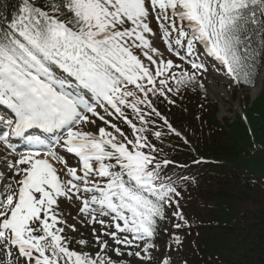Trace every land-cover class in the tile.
Wrapping results in <instances>:
<instances>
[{"label": "snow or ice", "instance_id": "snow-or-ice-1", "mask_svg": "<svg viewBox=\"0 0 264 264\" xmlns=\"http://www.w3.org/2000/svg\"><path fill=\"white\" fill-rule=\"evenodd\" d=\"M153 14L167 50L192 72L154 46L152 37H161L150 27ZM198 48L235 83L252 84L255 58L264 56V0H48L43 7L21 0L0 25V106L14 114L0 141L16 154L5 164L10 175L0 172V252L16 255L3 264H125L108 255L95 229L98 252L69 248L65 228L76 229L62 218L61 198L80 201V212L115 244L140 249L129 256L153 259L159 221L179 193L162 177L170 161L157 159L146 129L125 109L141 125L155 114L180 136L151 97L174 103L168 93L197 82L196 74L207 71ZM105 114L127 123L133 138ZM33 129L46 135H32ZM9 136L29 150L17 149ZM57 148L78 158L79 168L69 167ZM173 215L184 220L179 211Z\"/></svg>", "mask_w": 264, "mask_h": 264}, {"label": "trees", "instance_id": "trees-1", "mask_svg": "<svg viewBox=\"0 0 264 264\" xmlns=\"http://www.w3.org/2000/svg\"><path fill=\"white\" fill-rule=\"evenodd\" d=\"M35 2L43 7L48 0ZM20 3L0 0V25ZM172 100L170 122L188 143L175 135L162 143V158L183 166L162 177L179 193L169 208L184 220L165 215L159 221L155 238L164 246L158 253L175 254L182 264H264V81L253 103L245 99L247 123L239 116L220 122L216 104L191 86Z\"/></svg>", "mask_w": 264, "mask_h": 264}, {"label": "rangeland", "instance_id": "rangeland-1", "mask_svg": "<svg viewBox=\"0 0 264 264\" xmlns=\"http://www.w3.org/2000/svg\"><path fill=\"white\" fill-rule=\"evenodd\" d=\"M213 81V82H212ZM225 81L219 78H215V80L208 79V83L206 84L207 92L209 95V98L213 101H216L219 104V119H231L233 120L235 116H238L239 114L245 112V106L243 102V98L247 96V93L249 97H251V100L257 97L258 92L261 90V83L257 88H255L252 91H236L237 92V98L232 99L231 95L227 93V86L224 84ZM93 129L95 126H92ZM57 169H61L63 166L60 164H55ZM81 203L78 202H72V201H65L63 198H61L60 201V211L62 213V218L67 221L68 225H74L76 231H72L71 228L66 227L65 231L69 234V239L72 240V243H75L76 240L84 239L87 240L89 243L88 245L84 246H78L75 249L80 250L82 247L89 251L92 254H95L97 248L95 246V238L93 234V229L96 230L95 234L100 235L102 234V229L98 226H95L91 223L89 219H86V217L80 212ZM94 249L96 251H94ZM99 249V248H98ZM170 253L165 252L163 256H160L159 258V264L161 261V258L164 257H170L168 256ZM5 257V259H8L9 257L5 256L4 253H0V257ZM110 257L114 261H124L125 264H149L146 260H141L140 258H120L116 255L115 251L109 254ZM176 260V259H175ZM178 260V259H177ZM176 260V262H177ZM179 261V260H178Z\"/></svg>", "mask_w": 264, "mask_h": 264}]
</instances>
